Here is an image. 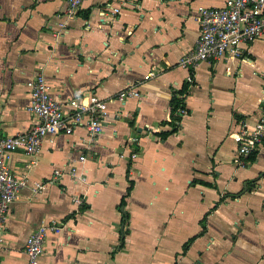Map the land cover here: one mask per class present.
<instances>
[{"label": "crops", "instance_id": "crops-1", "mask_svg": "<svg viewBox=\"0 0 264 264\" xmlns=\"http://www.w3.org/2000/svg\"><path fill=\"white\" fill-rule=\"evenodd\" d=\"M224 1L84 0L67 15L64 0H0L1 134L35 122L37 72L62 102L110 99L94 144L76 127L46 135L30 166L22 149L6 154L27 184L8 211L0 264H26V236L50 220L61 228L47 233L41 264H264V175L249 182L264 171V141L241 164L230 135L264 108V33L242 55L199 62L178 128L160 135L189 73L178 60L199 34L198 7ZM127 86L140 96L110 98Z\"/></svg>", "mask_w": 264, "mask_h": 264}, {"label": "built area", "instance_id": "built-area-1", "mask_svg": "<svg viewBox=\"0 0 264 264\" xmlns=\"http://www.w3.org/2000/svg\"><path fill=\"white\" fill-rule=\"evenodd\" d=\"M64 1L66 5L63 13L73 15L77 13L84 0ZM117 10V7H113V11ZM196 19L199 34L194 44L178 60L179 66L189 70L186 79L188 87L193 81V69L199 62L226 55H242L243 45L264 33V0H225L222 5H200ZM155 72L152 67L148 75H154ZM28 83L30 95L28 110L35 117V122L26 131L14 134L0 133V240L4 234L10 206L18 198L20 189L27 184L25 174L15 173L6 164V154L22 149L31 157L26 164L30 166L46 135L69 134L76 127L84 129L83 141L87 146L94 144L102 131L107 102L110 100L96 95L83 99V96L76 92L62 102L52 95L50 84L41 72H37ZM186 94H179V97H185ZM139 96L140 91L136 86H127L110 98L121 101L128 97ZM180 112L182 114L186 112V107H181ZM230 135L236 142L234 159L243 164L264 141V108L253 127L241 122L239 129ZM131 139L134 141L136 137ZM137 155V149L133 148L130 157L133 159ZM84 157L85 154L80 153L79 158L84 159ZM35 184L37 187L43 186L41 181ZM73 199L80 202L78 198ZM60 228L59 223L54 220L42 221L26 236L24 242L26 264H41L40 255L43 252L47 233L58 232Z\"/></svg>", "mask_w": 264, "mask_h": 264}, {"label": "trees", "instance_id": "trees-1", "mask_svg": "<svg viewBox=\"0 0 264 264\" xmlns=\"http://www.w3.org/2000/svg\"><path fill=\"white\" fill-rule=\"evenodd\" d=\"M188 92V83L184 82L182 86L179 89H173L172 95L170 97V111H169V118L165 122L170 124V128L167 130L160 131V135L162 137L166 136L168 133L174 132L178 126L179 122L182 116V113L180 112V108L185 106L184 97H179V94L187 93ZM256 152H254L252 155L249 156L250 160H254ZM264 175V171L259 172L254 178L250 179L249 182L255 181L257 179V176ZM129 187L127 188V193L129 192ZM123 204V199L120 202V205ZM128 215L127 212L122 210V222L125 223L127 221ZM125 232V231H124ZM193 239V237H190L188 241L183 243L182 251H184L189 242Z\"/></svg>", "mask_w": 264, "mask_h": 264}, {"label": "water", "instance_id": "water-1", "mask_svg": "<svg viewBox=\"0 0 264 264\" xmlns=\"http://www.w3.org/2000/svg\"><path fill=\"white\" fill-rule=\"evenodd\" d=\"M121 225L123 226V223H122ZM122 226H121V227H122Z\"/></svg>", "mask_w": 264, "mask_h": 264}]
</instances>
